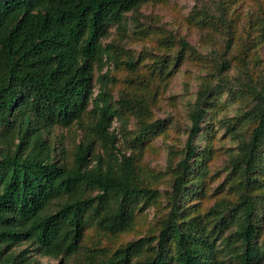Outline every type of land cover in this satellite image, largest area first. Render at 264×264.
I'll list each match as a JSON object with an SVG mask.
<instances>
[{"label":"trees","instance_id":"16d2710c","mask_svg":"<svg viewBox=\"0 0 264 264\" xmlns=\"http://www.w3.org/2000/svg\"><path fill=\"white\" fill-rule=\"evenodd\" d=\"M155 1L0 0V264H39L36 256L73 257L88 227L119 236L158 200L159 191L140 170L141 147L163 121L145 122L149 106L143 99L123 95L113 101L109 85L116 79L101 74L108 63L117 64L113 44L103 43L110 26L123 27L126 15ZM181 47L188 45L182 42ZM124 66L134 70L136 63ZM164 66L158 61L154 70L162 72ZM96 73L100 91L94 95ZM250 86L247 109L236 122L223 123L232 133L239 124L251 126L234 159L242 175L237 201H220L204 217L186 213L185 202L200 192L197 181L188 178L197 167L194 142L217 91L205 85L191 113L184 159L177 164L171 210L158 234L112 252L94 248L87 264L264 262L253 195L256 175L264 170V83ZM124 112L139 119L129 152L112 130L114 119L125 122ZM87 115L93 122L86 141L73 151L57 150L54 130H70ZM22 245L26 248L16 252Z\"/></svg>","mask_w":264,"mask_h":264},{"label":"rangeland","instance_id":"374dc122","mask_svg":"<svg viewBox=\"0 0 264 264\" xmlns=\"http://www.w3.org/2000/svg\"><path fill=\"white\" fill-rule=\"evenodd\" d=\"M122 26L111 25L103 41L104 45L113 44L117 64L108 63L101 74L116 79L109 85L113 101L123 95L143 99L149 106L145 122L163 121L162 128L141 147L140 163L145 181L160 196L153 206L138 213L128 232L111 237L90 226L77 255L63 261L36 256L39 264H87L94 248L112 252L131 240L158 234L171 210L173 184L180 172L177 164L184 159L191 113L205 85L217 91L210 97L202 132L194 142L198 161L188 178L197 181L200 192L185 202L186 213L204 217L216 203H233L239 197L242 175L234 167V159L251 126L239 124L232 133L223 123L236 122L250 104V85L264 83V0H158L126 15ZM182 42L187 43V49H182ZM127 61L136 63L134 70L124 66ZM158 61L165 62L162 72L154 70ZM98 76L96 73L94 95L100 91ZM123 115L125 122L114 119L112 130L118 135L119 146L129 152L139 119L131 112ZM92 122L87 115L70 130L56 128L52 144L59 151L61 147L73 151L86 141ZM261 163L264 166V150ZM256 177L259 184L253 195L258 205V243L262 245L264 170ZM25 248L22 245L16 252Z\"/></svg>","mask_w":264,"mask_h":264}]
</instances>
